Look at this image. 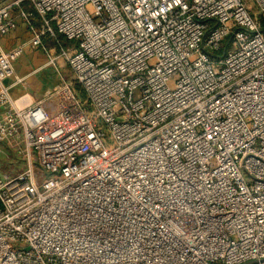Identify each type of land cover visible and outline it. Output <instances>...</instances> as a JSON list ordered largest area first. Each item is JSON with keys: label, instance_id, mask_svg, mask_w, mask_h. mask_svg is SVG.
Instances as JSON below:
<instances>
[{"label": "built area", "instance_id": "1", "mask_svg": "<svg viewBox=\"0 0 264 264\" xmlns=\"http://www.w3.org/2000/svg\"><path fill=\"white\" fill-rule=\"evenodd\" d=\"M25 1L0 35L76 47L33 102L0 51V264H264V0Z\"/></svg>", "mask_w": 264, "mask_h": 264}, {"label": "crops", "instance_id": "2", "mask_svg": "<svg viewBox=\"0 0 264 264\" xmlns=\"http://www.w3.org/2000/svg\"><path fill=\"white\" fill-rule=\"evenodd\" d=\"M29 16H36L34 10L29 13ZM31 21L35 26L40 23V21H35V18L31 19ZM31 37L32 35L29 27L22 21H20L16 29L12 30L7 35H0V51H8L13 47L24 45V52L14 64V68L16 74L24 77L25 80L23 83L14 85L11 88L13 97L19 102L23 101V95H27L28 100L32 102L38 100L45 91L55 87L62 80L69 78L66 72L65 74L61 72L58 76L52 74L56 72L55 70L46 71V69L50 67V65H47L48 51L52 54H59L58 48L55 47L53 41L51 39L48 40L44 50L42 48L31 47L29 44ZM52 39L55 38L53 37ZM58 62L60 66H63V62L60 58ZM13 81L14 78L12 77L8 79L6 83L11 84Z\"/></svg>", "mask_w": 264, "mask_h": 264}, {"label": "rangeland", "instance_id": "3", "mask_svg": "<svg viewBox=\"0 0 264 264\" xmlns=\"http://www.w3.org/2000/svg\"><path fill=\"white\" fill-rule=\"evenodd\" d=\"M245 3H250L251 6L253 7V9H256L258 6L257 4L253 1V0H243ZM24 8L28 13H31L34 8L33 5L31 4L30 1L26 0L24 3ZM35 12V10H34ZM36 14V13H35ZM31 19L35 18V21L37 20L39 22V18L36 14L35 17L30 16ZM40 23L36 26H39ZM51 37V38H49ZM53 36L50 34H47L43 37V42L44 45H46V42L48 40H52L55 47L59 48L60 45L64 46V47H69V48H75L76 45L74 42H69L68 40H66L65 38H63L61 35L57 34V38H58V42L55 39H52ZM230 36H228L225 40H224V44L226 45H230L231 46V42H229ZM45 40V41H44ZM63 62V66L58 65V68L60 69V72H62V74L65 72L67 73V76L69 78L72 77V70L69 67V65L67 64V62L60 58ZM54 71L53 66H50L49 68L46 69V71ZM52 74L54 75H58L59 74L57 72H53ZM0 148L2 152H0V175L2 174H8V175H16L20 172H22L25 169V162L22 160V158L20 156H18L16 153H14V151H12L10 148H8L4 143L0 142Z\"/></svg>", "mask_w": 264, "mask_h": 264}, {"label": "trees", "instance_id": "4", "mask_svg": "<svg viewBox=\"0 0 264 264\" xmlns=\"http://www.w3.org/2000/svg\"><path fill=\"white\" fill-rule=\"evenodd\" d=\"M263 26H264V19H263Z\"/></svg>", "mask_w": 264, "mask_h": 264}]
</instances>
